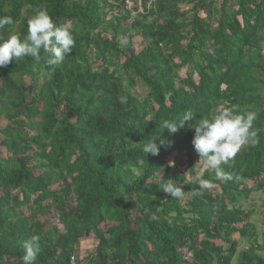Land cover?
<instances>
[{
	"label": "trees",
	"instance_id": "trees-1",
	"mask_svg": "<svg viewBox=\"0 0 264 264\" xmlns=\"http://www.w3.org/2000/svg\"><path fill=\"white\" fill-rule=\"evenodd\" d=\"M125 1L0 0L14 20L0 42L41 9L75 40L51 75L43 52L0 68V264H21L32 234L36 264H264L244 207L264 194V0ZM232 106L257 113L258 142L219 180L189 124ZM189 110L175 134L162 128ZM153 137L157 155L143 152Z\"/></svg>",
	"mask_w": 264,
	"mask_h": 264
},
{
	"label": "clouds",
	"instance_id": "clouds-1",
	"mask_svg": "<svg viewBox=\"0 0 264 264\" xmlns=\"http://www.w3.org/2000/svg\"><path fill=\"white\" fill-rule=\"evenodd\" d=\"M12 24L14 20L11 16H0V30ZM72 31L70 23L57 25L46 10H38L27 21L26 35L21 37L19 34H12L0 42V68H7L14 59L16 61L25 57L39 62L43 52L47 54L48 74H53L75 47ZM120 40L121 43H127V37H121ZM193 119L194 113L189 110L179 120H165L161 126L170 134H175L185 126V122ZM256 119V112H243L238 106H232L207 118L201 117L198 123L189 124V128L194 131L192 145L199 156L197 164H201L206 171L215 172L219 180L232 179L231 174L224 172L221 166L228 164L242 147L258 142L257 131L253 127ZM155 139L153 137L144 144V153H159L160 147L165 145L166 141L160 140L157 144ZM167 143L170 145L171 142ZM195 182L201 189L208 187V181L200 175L195 176ZM163 192L173 198H180L184 194V188L169 180L164 184ZM40 240V235L32 234L22 243L21 264H36L41 252Z\"/></svg>",
	"mask_w": 264,
	"mask_h": 264
},
{
	"label": "rangeland",
	"instance_id": "rangeland-1",
	"mask_svg": "<svg viewBox=\"0 0 264 264\" xmlns=\"http://www.w3.org/2000/svg\"><path fill=\"white\" fill-rule=\"evenodd\" d=\"M112 1L115 4V3H117L116 1L119 2L120 0H112ZM131 1L132 0L125 1L126 5H124V7H126L127 9H132L134 2L132 3ZM181 7L184 10H186V9L190 10L191 9L190 5H182ZM118 8L116 9V13H119L122 11V9H124L123 7L119 8V9ZM137 13H138V11L132 10L133 16H136ZM200 13L202 14V12H200ZM135 42H137V43L139 42L138 37L135 38ZM1 138H2V134H0V139ZM244 207L249 208V209H253V211H254L253 222L255 223V226H256L257 237L261 243H264V241H263L264 240V194H263V192H252L250 197L247 200H245ZM91 237H93V235H91ZM247 245H248V242H246L245 240L241 241V247L242 248H245ZM90 246L91 245H89L87 247H90ZM91 249L92 248L90 247L87 250L90 251ZM83 253H84V251H83Z\"/></svg>",
	"mask_w": 264,
	"mask_h": 264
}]
</instances>
